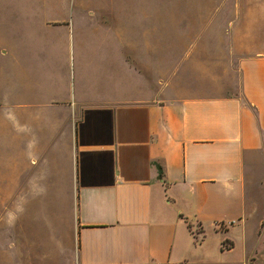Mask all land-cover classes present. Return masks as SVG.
Segmentation results:
<instances>
[{"label": "crops", "instance_id": "0c3cea01", "mask_svg": "<svg viewBox=\"0 0 264 264\" xmlns=\"http://www.w3.org/2000/svg\"><path fill=\"white\" fill-rule=\"evenodd\" d=\"M222 1L264 40L258 0ZM143 52L0 48V264H264V51H226L237 93L214 97L176 92L172 67L152 92Z\"/></svg>", "mask_w": 264, "mask_h": 264}, {"label": "rangeland", "instance_id": "374dc122", "mask_svg": "<svg viewBox=\"0 0 264 264\" xmlns=\"http://www.w3.org/2000/svg\"><path fill=\"white\" fill-rule=\"evenodd\" d=\"M222 2L0 0V48L19 55L22 51H156L152 56L156 55L157 67L151 64L154 60L150 53L143 52L140 68L152 92L164 88L162 94H166L165 84L172 67L176 92L186 87L187 92L183 93L189 96L236 94V75L226 51H264V40L243 39L244 34L232 33L237 27L231 28L227 22L231 20L230 8L216 9ZM258 2L252 7L264 6V0ZM216 14H226L227 18L218 17L210 23ZM252 31L254 35H264V24ZM50 54L46 60L54 69L56 61ZM5 68L6 62H1L0 88L6 83ZM9 110L4 102L0 104V162L6 157ZM261 154H255L249 164L255 179L251 192L264 191L262 183L256 182L259 176L264 179ZM6 176V166L0 164V188L5 187Z\"/></svg>", "mask_w": 264, "mask_h": 264}, {"label": "trees", "instance_id": "16d2710c", "mask_svg": "<svg viewBox=\"0 0 264 264\" xmlns=\"http://www.w3.org/2000/svg\"><path fill=\"white\" fill-rule=\"evenodd\" d=\"M161 173H160V171H159V175H160Z\"/></svg>", "mask_w": 264, "mask_h": 264}]
</instances>
